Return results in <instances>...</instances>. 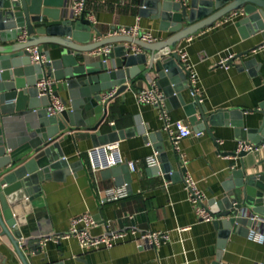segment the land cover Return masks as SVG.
Here are the masks:
<instances>
[{
    "label": "water",
    "instance_id": "95a60500",
    "mask_svg": "<svg viewBox=\"0 0 264 264\" xmlns=\"http://www.w3.org/2000/svg\"><path fill=\"white\" fill-rule=\"evenodd\" d=\"M137 1L139 15L159 20L160 29L171 34L168 39L149 44L125 36L102 38L85 16L69 15L67 0H0V244L6 238L9 244L4 247L20 264H47L48 253L41 241L55 236L44 231L34 206L42 181H65L79 170H90L88 156L70 163L62 144L69 135L89 134L95 148L132 135V130H117L114 125L109 132L103 131L109 104L129 91L139 92L135 86L139 82L148 85L154 80L165 95L167 109L182 108L194 132L207 131L215 139L212 128L232 127L238 141L255 146L258 157L254 159H248L253 152L226 154L233 161L220 192L207 201L220 239L215 264H220L231 234L247 237L255 223L252 218L264 217V102L255 112L258 119H246L241 108L209 112L193 96L190 74L177 52L183 40L235 11L242 13L237 22L242 36L263 39L252 50L264 46V0ZM24 34L27 39L22 41ZM34 46L45 53L46 64L32 63L28 49ZM105 46L111 51L92 60L91 54ZM248 53L233 57L231 64L240 60L241 70L256 75V67L260 70L262 64L256 58L244 60ZM44 77L68 92V99L63 98L67 108L58 115H49L50 98L40 97L36 88ZM59 89L54 92L57 97ZM113 90L116 94L103 102ZM143 140L154 145L160 160V166L148 169L149 174H162L167 182L184 181V161L174 152L175 171L164 134L145 135ZM100 174L114 178L116 187L126 186L131 193L133 173L127 163ZM10 261L0 251V264Z\"/></svg>",
    "mask_w": 264,
    "mask_h": 264
},
{
    "label": "crops",
    "instance_id": "0c3cea01",
    "mask_svg": "<svg viewBox=\"0 0 264 264\" xmlns=\"http://www.w3.org/2000/svg\"><path fill=\"white\" fill-rule=\"evenodd\" d=\"M73 2L67 0L70 16ZM86 3L85 17H94L92 25L102 38L111 36L113 29L136 24L142 30L152 32L158 42L171 36L160 29L159 20L139 15L137 0H86ZM240 19L199 31L183 40L177 51L187 53L189 64L197 76L196 88L201 92L202 104L209 112L241 108L246 119H258L259 115L255 112L264 102V46L255 51L252 49L262 44L263 39L260 36L243 37L237 26ZM97 39L100 38L97 36ZM245 52L249 53L244 60L256 58L262 64L260 70L256 67V75L241 70L240 60H235L229 69L218 65L223 59ZM91 56L92 60L99 57L94 52ZM153 83L154 80L148 85L139 82L135 86L141 91ZM59 91L62 99H68L66 90ZM135 94L129 91L124 98L119 96L109 104L106 130L103 131L109 132L110 126L114 125L117 130L133 132L119 142L123 160L137 162L132 191L127 198L104 201L97 187L100 190L116 187L115 179H104L98 174V184H95L90 170L86 169L68 176L65 181H42V191L34 206L44 231L55 234L45 245L47 264H84L83 261L87 264H215L220 251L218 232L212 222L198 219L183 181L167 182L162 174H149L144 160L156 152L152 143L144 142L143 136L162 132L174 170H177L175 152L182 157L187 172L206 193L208 200L220 192L221 183L233 161L226 154L235 152L240 141L236 139L232 127H214L215 139L203 131L202 136L194 134L180 140L178 148H175L163 130L159 109L138 104ZM168 111L172 121L183 120L190 126L182 108ZM62 148L69 162L74 163L87 158L93 144L89 134L69 135ZM257 157L258 154L253 152L248 159ZM85 213L96 218V226L91 230L95 236L135 227L139 233L164 232L169 239L156 248L139 247L133 238H129L110 249L85 250L74 238L57 241L58 236L69 231L71 221ZM182 228L186 230L180 232ZM2 241L0 251L8 254L9 264H20L14 254L4 247L9 241L6 238ZM220 264H264V244L231 234L222 251Z\"/></svg>",
    "mask_w": 264,
    "mask_h": 264
},
{
    "label": "built area",
    "instance_id": "2783aa9c",
    "mask_svg": "<svg viewBox=\"0 0 264 264\" xmlns=\"http://www.w3.org/2000/svg\"><path fill=\"white\" fill-rule=\"evenodd\" d=\"M176 2H180L183 4H187L188 0H175ZM87 11V3L86 0H74L72 6L70 7L71 16L74 19H79L82 16H85ZM242 16L240 12H233L218 22H216V26H220L222 24L232 22L235 18H239ZM88 19L91 23H95L94 17L92 15L88 16ZM214 24V25H215ZM114 36H125L133 39H138L145 43H156L158 39L153 35L150 31L142 30L141 27L136 24L130 27L121 26L119 28L114 29L112 34ZM27 39V35L24 34L21 37L22 41ZM134 50L140 52L141 50L138 47H134ZM31 54V61L36 65H44L48 62L47 56L45 53H42L39 47L34 46L28 49ZM111 51L110 46H105L102 48H98L94 51L95 55L102 56ZM181 57L182 66L189 72L190 74V83L193 86V96L199 99V102L202 103L203 99L201 97V92L196 88L197 76L193 67L189 64L188 55L183 50L177 51ZM233 57L221 60L218 65L220 67H224L226 69L230 68L231 60ZM36 88L40 94V97H48L50 98V103L47 106V112L49 115H58L66 110V106L61 97H57L54 95L56 91V82L49 78L44 77L40 79ZM116 94V90L108 93L103 102L112 98ZM135 98L138 104L140 105H149L154 106L159 109V118L164 124L163 130L168 134L172 145L175 148H178V143L180 140L189 138L192 135L202 136V132H194L193 129L183 120L172 121L169 111L167 110L165 104V95L164 93L156 86L155 83L148 86V88L143 89L135 94ZM255 146L247 141H240L236 150V153L239 154L241 152H253ZM87 156L90 161V172L92 175V179L97 183L98 174L101 171L110 169L112 167L122 165L127 163L130 171L136 172L137 170V162H128L124 161L120 151H119V142L99 146L92 148L87 153ZM144 163L146 167L153 168L160 166V160L158 153H154L151 156H148ZM185 188L189 192V197L191 203L195 207V214L199 220L205 222H212L213 216L207 207V195L204 191H202L198 183L193 179V177L186 172L183 181ZM100 194H102L104 201L106 202H115L121 199L127 198L130 193L127 190L126 186L121 187H112L105 190H100L97 187ZM254 220V225L250 228L247 238L250 241L264 244V217L254 216L252 218ZM96 226V220L94 216L90 213L82 214L71 221L69 231L57 237V241H61L63 239H71L74 238L78 241L80 247L82 249H110L114 246L118 245L121 242H125L129 238H133L139 247H150L156 248L160 246L163 242L169 239V235L164 232H145L139 233L138 230L134 227L128 231H116L108 234L95 236L91 233V230ZM185 228L180 229V232L185 231ZM51 239H46L41 241V245L45 246L47 242Z\"/></svg>",
    "mask_w": 264,
    "mask_h": 264
}]
</instances>
